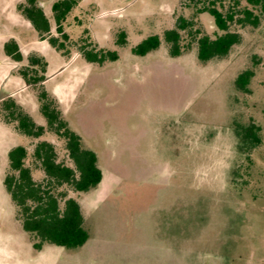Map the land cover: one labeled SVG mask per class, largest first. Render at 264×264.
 <instances>
[{"label": "rangeland", "instance_id": "obj_1", "mask_svg": "<svg viewBox=\"0 0 264 264\" xmlns=\"http://www.w3.org/2000/svg\"><path fill=\"white\" fill-rule=\"evenodd\" d=\"M17 1L0 0V32L20 37L25 51L46 58L42 85L82 145L95 151L103 178L85 192L66 184L54 190L79 202L87 241L37 250L15 218L2 182L7 155L1 153L7 145L25 146V165L35 180L44 175L32 157L40 140L53 143L57 161L74 165L65 140L47 129L38 138L18 133L12 124L9 131L0 129V264H264V14L259 8L246 0L236 7L230 0L217 3L224 13L249 8L260 22L232 23L229 30L240 33V42L226 56L201 62L197 38L224 31L186 0H82L63 22L70 36L67 58L39 40L25 20L12 19ZM39 1L48 7L55 0ZM45 10L58 35L51 9ZM179 17L194 25L180 30L182 54L171 57L163 33L175 28ZM120 31L126 33L124 45L116 43ZM152 34L161 38L159 47L133 54L131 48ZM89 38L96 49L116 51L118 59L87 62L79 45ZM8 69L0 46V103L21 89L13 78L7 80ZM245 69L253 70L246 91L235 85ZM26 86L14 99L46 127L37 89ZM250 125L257 127L260 143L244 148L237 131Z\"/></svg>", "mask_w": 264, "mask_h": 264}, {"label": "trees", "instance_id": "obj_2", "mask_svg": "<svg viewBox=\"0 0 264 264\" xmlns=\"http://www.w3.org/2000/svg\"><path fill=\"white\" fill-rule=\"evenodd\" d=\"M80 1L55 0L52 2L51 12L58 35L50 33L49 20L38 0H24L17 4V10L30 21L39 39H46L57 52L67 58L69 55L67 43L70 41V36L64 30L63 22ZM186 1L195 6L196 13L207 12L210 14L215 26L224 31L215 38H211L207 34H202L197 38V58L201 62L226 56L232 46L240 42V33L229 30L232 23H237L240 26H257L260 22L259 15L251 9H236L238 0H230L235 7L229 8L225 13L217 6V3L222 4L224 0H208V3L202 6H198V4L205 0ZM246 1L258 7L260 13L264 14V0ZM193 25V19L179 17L175 28L164 31L163 39L169 45L168 53L171 57L182 54L180 30H185ZM84 32L87 33V29H84ZM116 43L118 45L126 43L124 31L119 32ZM160 43L161 38L157 34H152L133 46L131 51L133 54L142 56L157 49ZM79 46L80 53L87 62L102 64L105 61L118 59L116 51L96 49L90 38L85 43L82 41ZM89 46L91 47L89 48ZM3 50L6 56L12 60L17 62L22 60V53L15 39L11 38L5 41ZM47 65L44 56L37 52H30L27 56V64L20 66L17 70L26 84L37 89L39 111L46 120V127L37 124L13 97L7 96L0 103L1 120L6 124H12L18 133L38 138L47 129L63 138L68 156L74 165L71 167L57 161L53 143L40 140L34 146L32 157L44 175L41 180H35L31 168L25 165L28 155L25 146H13L7 153L8 171L2 182L14 203L15 218L20 221L23 230L30 237L33 248L37 250H40L44 244L75 248L82 246L87 241L89 234L83 226L84 217L79 202L75 198L67 196L64 191L55 193L54 190L66 184L77 192H85L96 188L103 178L95 151L82 145L81 136L69 127L55 101L49 97L42 85ZM252 76L253 70L251 69L240 72L235 78L236 87L246 91ZM256 130L255 125H250L237 131L244 148H253L260 143ZM60 202H62V206H60Z\"/></svg>", "mask_w": 264, "mask_h": 264}, {"label": "crops", "instance_id": "obj_3", "mask_svg": "<svg viewBox=\"0 0 264 264\" xmlns=\"http://www.w3.org/2000/svg\"><path fill=\"white\" fill-rule=\"evenodd\" d=\"M24 0H19V1H17V2H15V4H14V8H15V13H13L12 14V19H15L17 22H24L23 20H25V22H27V23H29L30 25H31V23H30V21L29 20H27L18 10H17V4L18 3H20V2H23ZM82 1V0H81ZM80 1V2H81ZM38 2H39V4L41 5V2L38 0ZM79 2V3H80ZM52 4V3H51ZM51 4L50 5H48V7H45V6H42V8H43V10H44V12H45V14H46V8H49V9H51ZM46 16H47V14H46ZM24 18V19H23ZM48 18V17H47ZM48 20H49V18H48ZM49 24H50V33L51 34H53V32H52V27H53V25H51V22H50V20H49ZM32 26V25H31ZM33 27V26H32ZM54 29H55V22H54ZM36 31V30H35ZM37 33V32H36ZM37 37H38V34H37ZM11 38H13V39H15V41L18 43V45H19V48H20V51H21V53H22V60L21 61H19V62H17V61H14V60H12L10 57H8V56H6V54L4 53V56H5V59L9 62V69L7 70V72H6V74H5V76H7V80L8 79H11V78H13V80H15V82H17L18 83V85L21 87V89L19 88L18 90H12L11 92H9L8 94H7V96H11V97H13V98H16L17 99V96H16V94H17V92L19 91H21V90H24V89H26L27 88V86H26V83L24 84V80L19 76H16L15 74H14V72H16V70L20 67V66H23V65H26L27 64V56H28V54L30 53V52H35L34 50H24V48L22 47V45H21V41H20V37L18 38L16 35H14V34H12L11 32H5V33H3V34H1V32H0V46L3 48V44H4V42L5 41H7L8 39H11ZM38 39H39V37H38ZM39 40H41V39H39ZM41 41H46V42H48L46 39H44V40H41ZM3 52H4V50H3ZM40 55H42V54H40ZM43 56V55H42ZM46 59V58H45ZM47 63H48V61H47ZM47 68H48V65H47ZM46 79V78H45ZM45 81V80H44ZM22 83V84H21ZM9 88H10V86H8ZM13 89V88H12ZM5 126V127H4ZM9 124H6V123H4L1 119H0V129H2L3 131L5 130V131H9ZM16 146V145H15ZM13 146H11V145H7L5 148H4V151L1 153V154H4L5 156L7 155V153H8V151H9V149L10 148H12ZM7 163H8V158H7ZM32 243V242H31ZM45 245V244H44ZM44 245H43V247H44ZM33 247V246H32ZM42 247V248H43ZM41 248V249H42ZM40 249V250H41Z\"/></svg>", "mask_w": 264, "mask_h": 264}]
</instances>
